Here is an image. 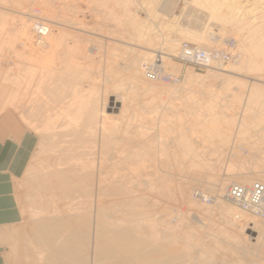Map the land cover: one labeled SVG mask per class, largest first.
Masks as SVG:
<instances>
[{"label":"rangeland","instance_id":"374dc122","mask_svg":"<svg viewBox=\"0 0 264 264\" xmlns=\"http://www.w3.org/2000/svg\"><path fill=\"white\" fill-rule=\"evenodd\" d=\"M185 1L191 2L169 0L164 9L136 13L133 7L125 14V0H0V153L9 148L15 155L19 134L30 146L24 172L5 182L0 264H164L153 253H108L91 233L94 225L113 223L135 229L134 247L173 239L174 256L166 264H264V220L213 189L227 173L264 170V103L256 111L243 104L251 83L264 90V65L257 69L264 55L254 71L243 65L250 47L263 42L264 0H232L233 20L226 23L188 13ZM83 12L90 17L83 19ZM49 20L103 29L130 45L62 27L60 39L48 37L53 45L44 48ZM169 37L178 40L170 57ZM185 44L212 51L209 67L182 63ZM132 58L141 60L138 80L127 68ZM156 59L167 72L157 82L144 74V65ZM72 63L79 72L87 66L106 103L120 95L128 111L113 118L128 133L98 140L102 155L90 159L96 177L79 194L53 189L46 179L63 170L71 154L66 121L87 86L84 76H69ZM181 143L192 146L184 150ZM144 146L150 150L143 153ZM38 180L46 189L33 186ZM51 220L58 232L52 241L41 228ZM252 223L259 245L244 231ZM77 226L88 241L65 255V233Z\"/></svg>","mask_w":264,"mask_h":264},{"label":"bare ground","instance_id":"6f19581e","mask_svg":"<svg viewBox=\"0 0 264 264\" xmlns=\"http://www.w3.org/2000/svg\"><path fill=\"white\" fill-rule=\"evenodd\" d=\"M168 2L169 0H125V3L123 4L125 8L123 9V11L125 14L131 13L133 7L136 8V13L147 12L146 10L148 8H156L158 6H159L158 9L160 8L164 9L165 6L168 4ZM184 5H185L184 8H186L188 10L187 12L190 14L205 12V14H207L206 15L207 18L205 17V19L207 20L215 19L223 23L233 20L234 11H232L233 10L232 0H191V2L185 1ZM129 7H131V9ZM18 14H22V16L26 15V13L23 12H18ZM81 17L83 19H86L87 17L90 16L83 12ZM46 22H48L47 30H45L44 33L42 32L43 37H46L45 40L42 42L44 48L45 47L49 48L51 45H53V43L51 44V42H47L48 37L54 40L58 38L60 39V31L62 30L61 29L62 27H66V29H70L74 33H78L84 36H91L96 40L99 38L100 40H103L105 43L113 44V46L115 44L130 45V43L125 42L121 39L118 38L113 39L109 37L108 36L109 33L103 29L102 30L91 29L89 25L78 27L79 25L74 23L72 20H70L66 24H62L56 20L55 21L49 20ZM111 26L113 28L114 25ZM262 41L263 42L258 44L256 47H250V51L248 52L247 58L246 56L245 59L241 57L242 61L243 59L245 60L243 62L245 69L247 68L248 70L254 71L253 69L255 67L257 68L259 66L257 68L259 69L262 68V66L264 65L263 62L262 64L256 66L259 63V62L257 63L256 58L259 55L260 56L264 55V37L262 38ZM167 43H168L167 45L168 56L170 57L176 55L175 52L178 48V40L175 37H169ZM198 48L212 52L202 47H198ZM180 57L181 56L179 55V59ZM140 62H141L140 59L132 58V60L127 64L128 70L131 71L129 72L130 75H133L131 77L132 79L135 78L138 80L137 77H140V72H142L139 70ZM148 64H154V63H147L145 65ZM74 67L75 66L72 63L70 70H68L69 76L70 75L75 76L76 74H80L84 76L82 78V81L84 84L86 83L87 86L85 89L82 90V93L84 94L80 96L79 101L77 103L76 102L74 103L75 107H73L72 111H70V113L68 114V118L66 121V129H65L66 131L64 133V137L68 139V143L70 147L69 150L71 154L67 156V160L66 163L64 164L65 167L63 168V170L60 169L61 170L59 171L60 173L57 172L58 174H52L46 177V179L49 181L50 186H52L53 189L59 188V190L61 189L65 191H71L79 194L80 192H82L84 187L85 188H88L89 186L91 187L93 182L92 179L96 177V169L94 168L90 159L91 157H95L97 154L102 155V153H100V150H98L96 147L98 140L105 136L120 137L124 132L125 133L122 136L128 133V131L126 130L127 125L124 122L115 123L113 121L114 117L125 118L126 113L128 111H127L126 103L125 102L122 103L120 95L119 96L116 95L115 98L109 99L108 103H106V100H104L106 97L103 98L102 96L98 95L97 90H95L94 88L93 82L88 79L89 72L87 70V66L82 67L80 72H79L80 67L78 69L76 68L74 69ZM160 67L162 73L166 74L167 72L165 68L164 67L162 68V66ZM163 69L165 72H163ZM260 70L264 71V69H260ZM228 73H230L231 75L232 72L229 71ZM144 74L145 77L150 81L157 82L160 80V79L152 80L151 78H149L146 75L145 68H144ZM232 74H236V73H232ZM250 80H254L257 82V81H262V78L261 79L250 78ZM251 84L248 93L243 96L244 97L243 104L246 110L256 111L257 109H259L258 107H261L262 103H264V100L261 101L262 98H264V94H263L264 92L262 93V91L264 90L260 91L258 83L257 84L251 83ZM124 97L123 99L125 100ZM189 146L191 147L192 145H188L187 143H181V147L184 150H188L190 148ZM146 150H150L148 146L147 147L144 146L143 153H145ZM81 158H87V159L82 160ZM225 176L224 177L222 176L220 178V181H218L216 184H213V189L220 194H224L225 191L227 192L226 189L228 183H237V185L250 186L253 183L258 182V181L254 182V179H257L259 180V182L264 183L263 182L264 170H258V168H252V169L250 168L247 171H241L238 173H227ZM33 186H35L38 191L39 190L41 191L46 189L47 184H45V180H38L35 181ZM226 194L227 196H225V198L227 199V201L234 205V203L228 199V192ZM234 206L237 207L236 205ZM237 208L238 210H241L239 207ZM244 213L249 214L252 217L254 216L255 218L264 220V217L256 216L247 212ZM56 224H57L56 220H51L48 222H44L41 225V228H43L42 230L45 232L48 240L50 241L54 240L58 234V232L55 231L54 229ZM255 224L252 223L253 227L246 226L244 231L246 232L247 239H253L256 241V245H259L260 235L254 238V234H256V229L258 228L257 224L256 225ZM110 226L111 227L107 225L105 226L100 225L99 227L98 225H94L93 226L94 231L92 230L94 233L90 232L91 234H94V239L96 235V239L102 242L103 248L108 253L121 251V252L129 253L133 256L139 254L146 255L153 253L161 256V258L164 261V264H166V261L174 256L173 245L175 246V242L173 239L170 240L164 239L161 240V242L158 239H154V240H158L159 244L153 246L146 244L144 246L134 247L132 242L137 237V235L135 234V229L124 228L120 225H117V223L115 224L113 223ZM78 227L79 226H77V228L71 232L66 231L65 233L64 245H62L63 249L60 251L65 253V255L66 253H68L67 255H75L70 252L77 251V248L74 247L73 245L76 244L79 240L88 241L89 234L86 232V229H84L83 227L81 228Z\"/></svg>","mask_w":264,"mask_h":264},{"label":"built area","instance_id":"2783aa9c","mask_svg":"<svg viewBox=\"0 0 264 264\" xmlns=\"http://www.w3.org/2000/svg\"><path fill=\"white\" fill-rule=\"evenodd\" d=\"M180 61L185 65L207 68L212 62L213 52L199 49L197 46L182 45ZM159 59L154 64L145 65L146 75L152 80L162 79L164 76ZM169 80L170 78H165ZM228 199L242 211L264 217V183L255 182L250 186L234 184L228 189Z\"/></svg>","mask_w":264,"mask_h":264},{"label":"crops","instance_id":"0c3cea01","mask_svg":"<svg viewBox=\"0 0 264 264\" xmlns=\"http://www.w3.org/2000/svg\"><path fill=\"white\" fill-rule=\"evenodd\" d=\"M18 136V145L15 155L12 154L9 148H5L3 154L0 153V227L7 223V221L1 220L2 217H8V213L4 212V203L7 202L5 192V182L8 175H20L24 172L28 165V156L26 150H29V141L23 139L21 134ZM29 140V138H28ZM28 143V144H27ZM15 161V164L13 162ZM9 177V176H8Z\"/></svg>","mask_w":264,"mask_h":264}]
</instances>
